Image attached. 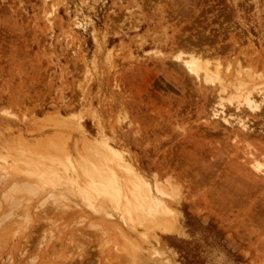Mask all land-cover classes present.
<instances>
[{
	"label": "rangeland",
	"instance_id": "obj_1",
	"mask_svg": "<svg viewBox=\"0 0 264 264\" xmlns=\"http://www.w3.org/2000/svg\"><path fill=\"white\" fill-rule=\"evenodd\" d=\"M181 3L0 0V264H264V181L246 154L264 165V113L246 114L250 141L209 117L219 80L264 86V0ZM193 52L219 67L213 84L182 69ZM102 140L177 197L175 230L133 226L94 189Z\"/></svg>",
	"mask_w": 264,
	"mask_h": 264
},
{
	"label": "bare ground",
	"instance_id": "obj_2",
	"mask_svg": "<svg viewBox=\"0 0 264 264\" xmlns=\"http://www.w3.org/2000/svg\"><path fill=\"white\" fill-rule=\"evenodd\" d=\"M194 1L196 2V0H191V1L190 0H180V3L182 2L181 6L185 13H190L191 10H188V12H186L187 11L186 8H189L190 4L195 5ZM193 7H191L190 9H192ZM195 53L194 52L190 53L189 56L187 54L188 57H183L178 54L179 56H177V59L180 60L182 69L184 68L188 73L194 75L195 80L198 81L200 85L202 84L201 81L205 83L213 84L214 83L213 80H217V76H219L221 73L219 67L215 68L217 69L215 70L216 74L213 75V71L209 69L207 65H206L207 67H205V65H203L204 61H202L203 63H201V59H200L201 57ZM237 66H238V69L236 71V75L238 77L237 79L239 80L241 79L240 71H244V70L241 69L242 67H239L240 64L239 65L237 64ZM234 69H235V66H234ZM204 70L205 72H204V75L202 76L201 72ZM224 75L226 77L227 73ZM236 75H234V77ZM247 77L246 76L242 77V79L247 78ZM242 79L240 80V83L239 82L236 83L233 80H231L230 84L228 83V85L227 83L225 84L223 80H219L217 84L214 83L215 86L210 88L211 93L214 98V102L209 107L210 108L209 117L215 119V121L220 120L223 124L230 126V128L232 129L231 131L234 130L233 133L231 134L233 135V139L238 138V137H243V139L249 140V138L255 139L259 137L257 136L258 133H256L257 129L256 128L253 129L250 123V120L246 118V114L257 113L258 115L259 113H261V115H263L262 113H264V86L262 87L263 89L261 88V86H260L261 89H259L258 88L259 85H262V84H259L258 87L255 88L257 84L254 86L253 85L254 83H253L252 85L254 87L252 86V88H250L247 82L248 79H245V80H242ZM225 95H228L229 99H227V101L226 100L224 101ZM233 100H237V104L234 103L233 105ZM225 102H229V107L234 108L236 112L235 114H232L233 110L231 111L232 113H229L230 112L229 108L225 106ZM263 121L264 119H262V122ZM261 133L259 132L258 135L260 136ZM261 135L262 137H264L263 134ZM54 143H52V145H54ZM245 143H246V140H245ZM56 145L57 144H55L54 146ZM251 145L252 144L249 143V145L247 146L252 147ZM58 148H59V145H57L54 149H58ZM59 149H62V147L60 146ZM89 149L93 151L98 161V169H99L98 171H96L95 178L92 179L93 181L92 186L94 187L95 190H99L103 192L102 197L105 199H108L111 202L112 207H114L117 214L120 217H122L123 220L124 219L129 220V222H131L133 226H138L141 224H148V225H152L153 228H164L166 229V231L175 230L177 219H176L175 211L173 210V207L171 205V202L174 200H177V197H174L173 194L168 191L164 183L157 181V180L155 181V183H153L152 180L148 176L142 173L141 169L139 170L138 168L130 164L125 159L124 154L121 151L111 146L105 140L98 141L97 145L93 146L92 149L89 147ZM251 150L249 152H246V154H248V156L251 157L249 159L250 165H252L253 167L251 169L255 171L253 173L263 175L262 178H257L258 180H261L262 182L264 181V178H263L264 177V165L262 162L263 157L259 159L261 157V154L258 158L256 153L253 152L254 149L253 151ZM59 157H63V156L61 155ZM58 160H60L59 162H62V163H66V162L69 164L71 163V161L68 159L65 160V159L59 158ZM118 160H119V164L117 163ZM2 180L3 182H5L6 178L2 177ZM257 182L254 181L252 183L255 184ZM13 183L15 182L13 181ZM17 183H15L16 184L15 186L17 189L16 191H19V192L27 191L30 194L32 193L34 194L37 192L36 190L37 184L32 180L30 181L21 180L20 182L17 181ZM257 185L259 184L257 183ZM262 187L264 188L263 184H262ZM11 189H15V187L14 188L12 187ZM2 196L4 200L7 199V197H5L6 196L5 193ZM10 197L12 198L9 201L11 205L10 211L11 212L12 210L15 211L13 213L18 215V217H21L22 214L23 215L25 214V211H22V208L25 205L24 202H27L25 201L26 199H23L24 197L23 195L18 198L17 197L13 198V196L11 195ZM10 211H8L9 212L8 214H11ZM106 213L108 212L106 211Z\"/></svg>",
	"mask_w": 264,
	"mask_h": 264
}]
</instances>
